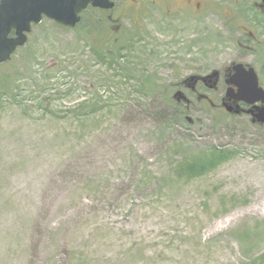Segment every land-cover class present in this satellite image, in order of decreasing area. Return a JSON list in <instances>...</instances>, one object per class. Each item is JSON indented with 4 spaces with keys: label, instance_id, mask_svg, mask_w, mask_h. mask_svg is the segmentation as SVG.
Masks as SVG:
<instances>
[{
    "label": "rangeland",
    "instance_id": "1",
    "mask_svg": "<svg viewBox=\"0 0 264 264\" xmlns=\"http://www.w3.org/2000/svg\"><path fill=\"white\" fill-rule=\"evenodd\" d=\"M148 7L113 34H98L94 12L76 29L45 19L0 64V264H264V128L181 87L236 59L223 8L199 37L167 40ZM215 147L234 154L178 176Z\"/></svg>",
    "mask_w": 264,
    "mask_h": 264
},
{
    "label": "flooded vegetation",
    "instance_id": "2",
    "mask_svg": "<svg viewBox=\"0 0 264 264\" xmlns=\"http://www.w3.org/2000/svg\"><path fill=\"white\" fill-rule=\"evenodd\" d=\"M111 1L115 4L111 10L92 8L89 10V12L96 11L101 16L110 30L109 33L113 34L122 29V20L123 17H126L127 11L137 19L136 27H140L141 20L145 18V8H149L148 4L152 3L162 12L165 22L163 37L167 40H175L180 36H185L187 32L196 31L198 34L197 22L200 18L209 16L219 18V12L223 8L225 17H221V23L218 26L229 35L231 45L236 49V59L232 60L231 58L230 65L223 69H214L204 75H190L184 79L181 87L187 89L199 103L213 109L218 116L222 115L223 118L233 119L245 117L253 127L264 128V125H260L255 118L258 114L257 108H264L262 101L248 104L234 99V96L239 92L236 84L242 85L246 90L252 88L253 80L249 74L250 70L254 71L259 87L264 90V24L261 23V21L264 22L263 0L249 3L247 7H244L239 0H124L120 7L116 1ZM115 12L120 13L121 18L113 16ZM250 12L254 16L253 25L249 23L248 19ZM110 22H117L119 25L114 30ZM199 36L200 33L197 37ZM136 37L133 40H138ZM195 47L196 44L194 49ZM194 49L192 48L189 52ZM237 65L244 67L238 78L235 70ZM214 74L217 75L213 76L211 80H199L194 86L188 81L191 77H207ZM179 105L182 106L184 103L181 102ZM191 105L192 101L189 106L187 105V108H190ZM229 108H232L233 111L230 112ZM236 111L239 113L237 114Z\"/></svg>",
    "mask_w": 264,
    "mask_h": 264
},
{
    "label": "water",
    "instance_id": "3",
    "mask_svg": "<svg viewBox=\"0 0 264 264\" xmlns=\"http://www.w3.org/2000/svg\"><path fill=\"white\" fill-rule=\"evenodd\" d=\"M114 6L111 0H0V64L10 61L16 51L27 44L33 27L42 24L44 19L64 28L74 29L81 22L82 14L90 8L111 10ZM235 70L238 78L244 67L237 65ZM249 74L253 80L252 88L246 90L242 85L236 84L239 92L234 99L248 104L255 101L264 103V90L259 87L256 74L253 70ZM215 75L217 74L191 77L188 81L194 86L199 80H211ZM174 100L190 105V101L181 91L174 95ZM229 111L232 112L233 109L229 108ZM257 113L255 118L260 125H264V108H257ZM188 120L192 122L191 119Z\"/></svg>",
    "mask_w": 264,
    "mask_h": 264
},
{
    "label": "trees",
    "instance_id": "4",
    "mask_svg": "<svg viewBox=\"0 0 264 264\" xmlns=\"http://www.w3.org/2000/svg\"><path fill=\"white\" fill-rule=\"evenodd\" d=\"M96 13V11L87 12L83 15L82 23L78 26L80 27L87 19L89 13ZM93 28L97 29L98 34H106V31L108 30L107 24L102 20L101 16L96 17V20L92 23ZM106 24V25H105ZM77 27V28H78ZM109 32V31H107ZM106 39V38H105ZM118 52H113V54H110L108 56H105L103 59L109 60L111 64L114 63L115 60H119L120 56L124 51H127V49L130 51L128 47L119 48ZM177 105V104H176ZM178 106V105H177ZM184 114H186V111H183ZM221 123V122H220ZM234 152L229 151L228 149H219V148H213L210 151L206 153H201L193 158H190L189 160H184L178 165V176H185L186 178H196L205 175L206 173H209L213 170H215L219 165L224 163L225 161L229 160Z\"/></svg>",
    "mask_w": 264,
    "mask_h": 264
}]
</instances>
